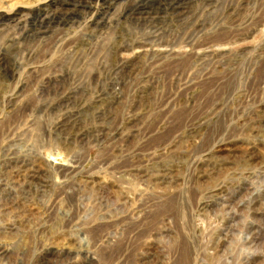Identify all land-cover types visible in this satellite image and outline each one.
Here are the masks:
<instances>
[{
	"label": "rangeland",
	"instance_id": "rangeland-1",
	"mask_svg": "<svg viewBox=\"0 0 264 264\" xmlns=\"http://www.w3.org/2000/svg\"><path fill=\"white\" fill-rule=\"evenodd\" d=\"M0 264H264V0H0Z\"/></svg>",
	"mask_w": 264,
	"mask_h": 264
},
{
	"label": "bare ground",
	"instance_id": "bare-ground-1",
	"mask_svg": "<svg viewBox=\"0 0 264 264\" xmlns=\"http://www.w3.org/2000/svg\"><path fill=\"white\" fill-rule=\"evenodd\" d=\"M11 2V1H10ZM33 175V174H32ZM32 177H34V176H32Z\"/></svg>",
	"mask_w": 264,
	"mask_h": 264
}]
</instances>
